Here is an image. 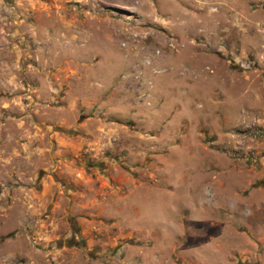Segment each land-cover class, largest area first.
<instances>
[{
  "label": "rangeland",
  "instance_id": "obj_1",
  "mask_svg": "<svg viewBox=\"0 0 264 264\" xmlns=\"http://www.w3.org/2000/svg\"><path fill=\"white\" fill-rule=\"evenodd\" d=\"M0 264H264V0H0Z\"/></svg>",
  "mask_w": 264,
  "mask_h": 264
},
{
  "label": "flooded vegetation",
  "instance_id": "obj_2",
  "mask_svg": "<svg viewBox=\"0 0 264 264\" xmlns=\"http://www.w3.org/2000/svg\"><path fill=\"white\" fill-rule=\"evenodd\" d=\"M78 231L73 227H71V233H70V238L69 240L67 241V244L68 245H76L77 243L81 244V246L84 245L83 241H79V242H76L75 239H76V236L78 235L77 233Z\"/></svg>",
  "mask_w": 264,
  "mask_h": 264
},
{
  "label": "water",
  "instance_id": "obj_3",
  "mask_svg": "<svg viewBox=\"0 0 264 264\" xmlns=\"http://www.w3.org/2000/svg\"><path fill=\"white\" fill-rule=\"evenodd\" d=\"M68 134H72V132L68 133Z\"/></svg>",
  "mask_w": 264,
  "mask_h": 264
}]
</instances>
